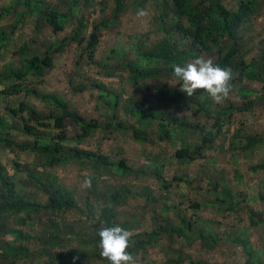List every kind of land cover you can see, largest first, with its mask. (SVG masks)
Listing matches in <instances>:
<instances>
[{
  "label": "rangeland",
  "instance_id": "1",
  "mask_svg": "<svg viewBox=\"0 0 264 264\" xmlns=\"http://www.w3.org/2000/svg\"><path fill=\"white\" fill-rule=\"evenodd\" d=\"M17 1L0 0V9L12 8L0 22V92L11 90V85L18 83L17 94L0 93V178L13 184L16 198L40 209L37 215L30 214L24 224L22 213L0 215V264H7L1 260V252L7 245L10 248L6 251L14 257L28 255L21 257L17 264H29L31 256L45 252L48 256L35 259V264H110L100 256L99 241L94 243L90 239L105 227L95 225L94 220L101 217L104 207L92 193L122 195L115 224L131 230L133 237L151 233L156 225L166 222L172 229L181 230L182 238L162 235L145 251L133 255L136 264H166L179 257L189 261L181 264H244L245 256L234 243L243 235L255 252V263L264 264V200L261 198L264 197V170H254L264 164V143L249 150L242 149L245 137L264 138V106L236 112L230 121L222 122L219 133L210 143H201L199 136L187 128L172 129L171 125L169 140L161 141L154 123L141 126L138 116L133 114L135 99L146 97V105H153V86L174 87L177 84V79L172 77L149 81L137 78L133 83L131 72L123 67L125 61L133 66L144 65L137 47L143 45L144 50L150 49L163 36L177 38L178 48L188 47L187 39L173 31H165L172 25L171 0H145V3H141L143 0H122V10L118 13L114 0H89L87 7L82 3L76 15L84 19V34L89 35L97 23L109 24L98 32L92 58L84 53L86 41L84 45L66 41L77 30L78 18H72L63 31H54L43 17L28 12L27 7L17 5ZM32 1H41L48 8L62 0ZM222 1L227 9L236 10L238 0ZM251 1L253 13L238 30L239 51L235 62L260 59L264 52V0ZM60 9L67 11L66 6ZM139 9H144L147 15L138 18ZM19 16L21 19L17 21ZM59 44L64 47L52 53L51 64L46 66L43 75L33 73L32 68L26 66L28 58L35 54L43 57L47 50ZM201 55L207 57L204 53L195 57ZM230 70L235 85L226 99L227 105L217 104L210 97L212 106L240 107L243 100L236 92L239 87L262 93L260 83L247 79L239 81L238 69ZM15 72L23 76L17 78ZM56 97L64 100L69 112L78 114L86 122L100 123V129L84 137L81 124L72 119L64 121L68 139L65 148H78L95 158H70L66 164L44 167L39 165L35 152L5 144L8 141L32 145L34 135L40 140L57 136L61 129L55 126V119L62 110L57 106ZM115 101H118L116 106ZM20 102L31 106L35 116L47 126L30 121L26 111L13 114L9 108L18 110ZM165 102L160 110L154 107L156 113L164 111ZM192 110L193 107L187 110L170 108L164 112L169 118L214 132L211 120L201 114L193 116ZM25 122L31 126L30 133L24 127ZM134 131L145 137V141L138 142ZM181 149L198 152L201 156L193 161L175 158V153ZM65 154L69 155L68 151ZM100 157L110 166L99 164ZM111 163H124L129 175L118 173ZM16 164L32 169L31 180ZM86 176L92 178L91 188L82 186ZM35 182L62 190L70 196L74 207L61 212L49 210L48 197L35 187ZM0 191L5 195L1 181ZM225 197L240 203L241 211L237 214L221 212L216 200ZM251 218L259 222L257 227L251 226ZM11 232L20 233V237L10 235ZM46 232L53 239L65 241L64 246L53 247L40 242L41 235ZM208 233L219 238L212 250L201 249L197 237Z\"/></svg>",
  "mask_w": 264,
  "mask_h": 264
},
{
  "label": "trees",
  "instance_id": "2",
  "mask_svg": "<svg viewBox=\"0 0 264 264\" xmlns=\"http://www.w3.org/2000/svg\"><path fill=\"white\" fill-rule=\"evenodd\" d=\"M171 2L173 12V17L171 18L172 25L165 29V31H173L177 35H181V37L187 39L188 47L178 48L176 44L177 38L172 40V37L163 36L156 43H153L150 49L144 50L143 45L137 47L139 58L145 61L144 65L139 64L133 66L128 61H125L123 67L131 72L133 83L136 82L137 78L149 81L158 78L167 80L172 77L177 79V84L174 87L153 86L151 92V98L154 101L153 105H146V97H143L142 100L135 99L133 100L134 105L132 111L134 115L138 116L141 126H149L151 123H154L159 129L158 138L161 141L169 140V126L171 125L173 126L172 129L180 127L187 128L189 131H192L199 136L201 143H210L219 133V128L220 125H222V122L230 121L234 118L236 112L243 113L245 111H253L260 105L264 106V52L260 59L252 60L248 63L243 60L235 62L239 51L238 30L253 13L254 5L251 0H238L236 10H229L224 6L222 0H171ZM82 3L87 7L89 5V0H62L58 5L50 6L48 8H45L41 1H17V5L22 4L27 7L28 12L31 11L32 13H37L40 18L43 17L47 24L53 27L54 31H63L72 18H78L80 22L77 30L72 37L69 39L67 38L66 41H69V44L71 41H77L79 45H84V42L86 41L83 48L84 53H87L88 57L92 58L98 44V32L103 28H107L109 24L107 22L97 23L89 35L84 34V31L86 30L84 19L79 18V16L76 15V11L80 9L79 6H81ZM114 3L116 7L115 11L117 13L120 12L122 10L121 6L123 1L114 0ZM141 3H145V0ZM63 6L67 7L66 12H62L60 9ZM11 11V7L1 8L0 22L7 14L11 13ZM20 19L19 16L17 21ZM3 45H6V41L3 42ZM63 47L64 44L53 46L51 50H47V53L43 57L38 54L33 55L32 58L27 59L26 66L31 67L33 73L43 75L46 66L51 64V59L53 58L52 53L61 50ZM21 48L23 51L25 50L24 47ZM199 53H204L207 57L212 58L215 63L221 67L227 69L236 67V69H238L237 80L242 81L243 79H247L249 81L260 83L262 93L259 95L256 92L247 91L242 87L237 88L236 92L243 100L240 107H235L230 104L228 106H212L210 96L204 90H197L191 97H187L185 92L178 89L180 88L179 84L181 81L173 75L171 64L173 62L183 64L191 57L197 56ZM14 76L19 78L23 76V73L19 74L18 72H15ZM231 83L234 87L235 79H232ZM17 84L18 83L11 85V90L4 89L0 93L5 95L17 94ZM56 98L57 106L62 110V114L55 119V126L58 129H61V132L57 136L52 137L50 140H40L38 135H34L35 139L32 145H17L12 142H5L7 146H12L19 150H30L31 152H35L40 160L39 165L51 168L66 164L70 158L83 159V157H85L89 159L93 157L91 153L84 152V150L78 148H70L68 150L65 148L64 143L68 141L64 130V121L66 119H72L76 123L81 124L84 137L89 136L94 130L100 129V123L98 121L86 122L85 119L79 117L78 114L69 112L63 99L59 97ZM163 102H165L163 104L164 111H168L170 108L187 110L190 107H193L191 114L193 116L201 114L205 119L211 120L214 132L205 130L202 127L197 128L191 124H185L183 121L177 120V118H169V115L165 114L164 111L156 113L154 107L160 110ZM224 103L226 104V100ZM114 105H118V101H115ZM9 109L15 115L19 112L26 111L30 121L35 120L38 121L40 125L47 126V124L35 116V110H33L31 106L25 105L24 102L19 103L18 110H15L14 108ZM24 127L28 133L31 132V126H29L27 122L24 123ZM109 128H111L110 125L108 129ZM133 135L138 142L145 141V137H142L138 131H134ZM244 142L245 145L242 146V149L249 150L253 147L262 145L264 143V138L255 139L252 137H245ZM67 151L69 155L65 154ZM174 156L177 159L193 161L200 158L201 155H198V152L190 153L188 149H181L177 151ZM93 158H95V156ZM98 160L99 164L101 162L103 165L108 164L101 157ZM16 166L18 167V170H24L30 179V176L32 175L31 168L28 166L21 168L18 164H16ZM111 166H113V169H117L118 173L129 175V171L126 168L127 166L124 163H111ZM254 170H264V164L258 165ZM156 176L158 177L157 174ZM0 181L1 186L5 188L6 192L4 195L0 191V215L10 214L16 216L22 213L25 216V218L21 220L22 224L29 219L30 214L37 215L38 210L40 209L39 206L22 202L15 197L14 186L10 181H5L2 178H0ZM35 187L44 196L48 197L49 210L61 212L69 211L74 207V203L70 196L63 193L62 190H55V187L52 185L48 188L44 187L39 182H35ZM215 188L216 187L214 186L213 190H215ZM53 189L54 191H51ZM92 194L97 202L101 203L104 207L101 217L94 220L95 225L98 227H101L102 225H105V227L115 226L116 212L122 195L113 194L100 196L99 194ZM225 198L226 199L224 200H216L221 212L237 214L241 211L240 203L236 204L231 198ZM261 198L264 200V197ZM193 208L196 209L197 206H193ZM262 222L264 224V221ZM258 225L259 222L251 218V226L257 227ZM10 235L15 236L16 238L20 237V233L18 232H11ZM162 235H168L169 237L174 235L177 238H182L181 230L172 229L171 224L166 222L156 225L151 233H145L144 236L137 235L136 237H132L130 242L131 247L128 251L133 255L139 253L140 250L145 251L149 245L155 244ZM41 236L42 238L39 239V241L43 244L53 245V247L64 246L65 241L51 238L48 235V232ZM197 237L199 241H201V249L212 250L219 241V238L214 233L198 234ZM90 239L93 240L94 243L99 241L97 235ZM234 243L242 250L241 252L245 256L244 264H256L255 252L252 250L246 235H243L242 237L238 236ZM7 248L10 247L7 245L1 252V260L7 262V264H17L22 256L14 257L6 251ZM47 256V252L41 255L31 256V262L29 264H35V259H42ZM27 257L28 255L22 258ZM65 259L66 257L63 260ZM184 261L189 262L187 258L179 257L177 261H169L166 264H181ZM196 264L201 263L197 262Z\"/></svg>",
  "mask_w": 264,
  "mask_h": 264
},
{
  "label": "clouds",
  "instance_id": "3",
  "mask_svg": "<svg viewBox=\"0 0 264 264\" xmlns=\"http://www.w3.org/2000/svg\"><path fill=\"white\" fill-rule=\"evenodd\" d=\"M136 15L140 18L147 13L144 9H139ZM171 67L173 75L181 81L180 90L189 97L197 90H204L215 103L220 104L229 98L233 90L231 70L221 67L210 57L201 55L183 64L173 62ZM82 186L91 188L92 178L86 176ZM133 235L131 230L119 225L102 226L98 230L100 256L110 264H136L135 257L128 251Z\"/></svg>",
  "mask_w": 264,
  "mask_h": 264
}]
</instances>
